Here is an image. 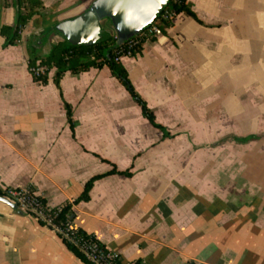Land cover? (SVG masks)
<instances>
[{"label": "crops", "instance_id": "obj_1", "mask_svg": "<svg viewBox=\"0 0 264 264\" xmlns=\"http://www.w3.org/2000/svg\"><path fill=\"white\" fill-rule=\"evenodd\" d=\"M39 1L15 45L0 34V198L30 187L50 208L69 204L73 224L123 264H264V0H188L197 20L179 14L119 60L169 137L107 65L34 79L64 41L55 25L95 0ZM13 2L0 0V30L14 26ZM180 108L186 138L207 141L171 145ZM250 135L260 139L240 141ZM0 264L86 263L0 201Z\"/></svg>", "mask_w": 264, "mask_h": 264}, {"label": "trees", "instance_id": "obj_2", "mask_svg": "<svg viewBox=\"0 0 264 264\" xmlns=\"http://www.w3.org/2000/svg\"><path fill=\"white\" fill-rule=\"evenodd\" d=\"M15 8V23L13 27H2L0 34L5 37L6 46L15 45L19 38L21 31L25 28L28 21L32 17L39 15L42 10V2L39 0H14ZM164 9H169L176 15L181 13L195 20L196 16L192 12L187 0H179V2L173 3L169 0ZM159 18V17H158ZM161 27V26H160ZM163 27H169V24L163 23ZM55 29V28H54ZM66 47H61L60 44L55 45L49 56L42 59L39 64L45 66L48 70L51 68L56 69V73L53 77L54 83L57 85L61 76L66 72L77 73L84 72L90 68H100L103 65H107L114 77H116L125 89L128 91L132 99L140 106L141 113L144 118L155 128L163 132L164 137H169L166 129L155 122L154 114L148 109L146 103L136 94L134 88L128 78L127 72L119 61L114 60V45H115V34L112 38L107 41H98L94 46H72L64 38ZM144 43V42H143ZM140 43L133 50V56L141 52L142 44ZM36 81L44 82L46 80L45 75L40 78H34ZM66 113L69 119L70 109L66 106ZM260 139L254 135L244 137L240 141L247 142L249 140ZM93 179L90 180L84 187V191L78 200H87L88 192L91 188ZM71 206L65 205L62 209L61 214L58 217V221H65L66 217L71 218L70 213ZM72 219V218H71ZM80 234L83 233L80 231ZM69 250L72 251L79 259L88 264L82 255L69 244H65Z\"/></svg>", "mask_w": 264, "mask_h": 264}, {"label": "built area", "instance_id": "obj_3", "mask_svg": "<svg viewBox=\"0 0 264 264\" xmlns=\"http://www.w3.org/2000/svg\"><path fill=\"white\" fill-rule=\"evenodd\" d=\"M172 2L176 3L179 0H172ZM177 16L169 9H164L157 19L162 23L169 24L170 27ZM169 27H160L152 23L137 36L129 39L122 46L115 49L114 60L119 61L123 57H133V50L136 46L147 40L161 36ZM48 71L45 66L39 63L30 68V73L34 78H40L46 75ZM1 195L15 204L17 209L25 216L30 217L40 226L54 232L64 244H69L75 248L88 264H123L121 255L118 252L109 250L93 236L80 234V230L68 216L65 221H58V217L64 206L48 207L30 187L6 188Z\"/></svg>", "mask_w": 264, "mask_h": 264}, {"label": "water", "instance_id": "obj_4", "mask_svg": "<svg viewBox=\"0 0 264 264\" xmlns=\"http://www.w3.org/2000/svg\"><path fill=\"white\" fill-rule=\"evenodd\" d=\"M169 0H95L86 12L55 25L57 33L72 46H94L99 40L100 24L109 20L115 32L114 49L122 46L151 25ZM0 201L17 208L5 198Z\"/></svg>", "mask_w": 264, "mask_h": 264}, {"label": "rangeland", "instance_id": "obj_5", "mask_svg": "<svg viewBox=\"0 0 264 264\" xmlns=\"http://www.w3.org/2000/svg\"><path fill=\"white\" fill-rule=\"evenodd\" d=\"M155 25H158V26H161V27H163V23L159 20V19H156L154 22H153ZM100 27H101V30H100V34H99V40L98 41H107V43L109 42L108 40L110 39V38H112L113 36H114V34H115V32H114V29H113V27H112V25H111V23H110V21L109 20H103L102 22H101V24H100ZM57 36H59L60 38H62L63 39V37L62 36H60V35H57ZM60 46L61 47H66L67 46V44L66 43H64V41L63 42H61L60 43ZM53 69V68H52ZM138 95V94H137ZM131 97V96H130ZM132 98V97H131ZM133 100V99H132ZM147 107H148V105H147ZM148 109H150L149 107H148ZM141 110V109H140ZM151 110V109H150ZM186 109H182V108H180V111H178V120H179V124H180V127L178 128V137L179 138H177L175 141H174V143H172L171 145H173V147H176V146H179V147H182V146H186L187 145V143L189 142V143H191V142H194L195 144H196V146L197 145H199L198 143H201V142H203V141H207V140H202V139H187L186 138V136H187V133L186 134H184L185 133V131H186V128H188V129H190V126H189V124H187L186 123ZM164 118H166V117H164ZM164 118L162 117V115H159V120L162 122V120H164ZM169 120H171V119H169ZM169 120H168V123H164L163 125H165V127H168V128H170L173 124L172 123H170L169 122ZM226 126H227V132H232V131H234L235 130V124H233V123H227L226 124ZM197 127V126H196ZM167 129V128H166ZM171 129V128H170ZM195 129H197V128H195ZM249 129V128H248ZM247 129V127H245V129H244V131H243V133H246V131L248 130ZM173 130L174 131H172L171 132V134L172 135H176L175 133V129L173 128ZM171 131V130H170ZM221 131V130H220ZM195 132H196V130H195ZM211 141H213V140H211ZM187 142V143H186Z\"/></svg>", "mask_w": 264, "mask_h": 264}]
</instances>
